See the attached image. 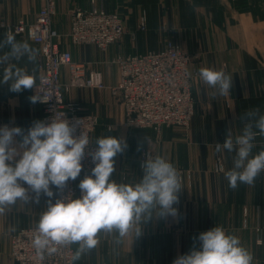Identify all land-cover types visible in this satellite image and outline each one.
I'll use <instances>...</instances> for the list:
<instances>
[{
	"label": "crops",
	"instance_id": "crops-1",
	"mask_svg": "<svg viewBox=\"0 0 264 264\" xmlns=\"http://www.w3.org/2000/svg\"><path fill=\"white\" fill-rule=\"evenodd\" d=\"M55 1L56 13L52 17V26L63 33H67L70 27L69 10L76 6L91 5V0ZM95 3L121 15L124 24L121 39L115 44H110L107 49H99L87 43L74 44L69 38L67 42L61 40V47L71 52L74 61L84 63L87 71L91 69L101 72L106 84L113 85L118 81V68L111 62L114 55L159 49L167 40L197 53L198 57L194 59L193 65L198 71L200 68L209 67L223 70L232 76L230 95L226 96L216 95V89L205 85L199 75L195 77L191 84L195 107L189 133L179 134L173 129L163 127L164 132L158 140L156 137H150V141H154L155 156H162L173 165H185L190 162L189 155L194 150L200 152L198 147L192 146L193 143H223L230 129L233 135L241 133L246 122L242 117L247 111L259 109L260 113L264 114V0H95ZM40 4V0H0V19L15 22L24 18L32 21ZM142 13L146 15L145 29H139L137 26ZM0 31L5 37L4 31ZM3 39L0 37V40ZM15 39L27 41L38 51V56L35 62L30 63L24 57L19 61L13 59L9 64L25 68L29 74L34 75L37 82L41 74L38 45L25 35H15ZM7 66L0 65V80ZM9 88L8 84H0V94L11 97L6 101L11 111L0 122H6L10 127H20L26 133L35 121H42V105L30 101L29 98L33 96L32 88L19 93L11 92ZM65 99L79 102L83 108L82 112L96 114L99 127L105 129L103 136L118 138L121 135L119 138L123 139L124 130L119 125L118 130H112L115 127L113 119L118 117L117 120L120 121L122 111L120 103L108 89L72 87L65 91ZM108 126L111 129H108ZM99 137L102 136H97L96 131L92 135V141L95 143ZM16 139L20 141L21 137ZM256 140L260 145L259 151L264 150V137H258ZM150 141L148 145H151ZM142 174V169L139 168H115L111 179L117 183L135 184L139 182ZM260 180V198L254 202L249 199L244 200L243 205L238 204L236 217L237 224L243 217L250 228L252 225H258L260 232L250 229L252 231L234 232L233 235L242 234L247 241V248H253L263 257L264 172L261 173ZM21 184L28 188L27 184ZM52 190L54 196L51 199L54 203L56 188L53 187ZM29 195L34 196L30 189ZM48 199L42 194L39 203L18 202L0 215V264L13 263L10 256L11 234L23 227L35 226L46 208ZM242 206L245 207L243 213ZM173 207L177 209L175 216L153 217L147 222H142L141 235L138 237H135L138 226L130 228L120 243L115 242L117 234L101 232L98 245L91 253H87L97 258L93 264H141L140 256L146 252L148 256L157 257L153 261L151 259L150 264H170L168 262L171 257L177 255L178 251L174 247L173 236L166 232V224L172 223L181 213L185 214L186 206L180 199ZM220 216L222 217L221 214ZM149 225L152 227L150 230ZM258 237L262 240L260 244L256 243Z\"/></svg>",
	"mask_w": 264,
	"mask_h": 264
},
{
	"label": "clouds",
	"instance_id": "clouds-1",
	"mask_svg": "<svg viewBox=\"0 0 264 264\" xmlns=\"http://www.w3.org/2000/svg\"><path fill=\"white\" fill-rule=\"evenodd\" d=\"M5 47L9 51L0 55V65L8 66L0 84L10 85L9 90L15 93L33 88L34 75L9 61L26 57L30 63L35 62L38 51L27 41H17L11 33L0 40V49ZM185 75L190 77L191 73ZM199 78L216 89V95H230L232 76L223 70L203 67L199 69ZM29 99L33 104L45 102L38 94ZM242 120L246 122L240 134L233 137L230 129L224 142L215 144L218 153H235L233 167L224 171L233 190L239 184H253L264 172V150L253 155L256 138L264 137V114L252 109ZM75 132L76 126L64 118L35 121L26 133L20 127H0V215L18 202L39 203L42 194L48 197L35 227L33 246L43 258L45 253L56 252L58 246L77 244L73 264L98 245L101 232L117 234L115 242L120 243L133 226H138L135 236L138 237L142 222L153 217L175 216L177 209L173 205L178 203L182 189L176 167L159 155L143 160L140 166L143 174L138 183L112 180L114 157L125 151L127 143L116 136H102L95 140V150L88 153L94 167L91 175L79 183L80 197L67 196L53 203L52 188L63 190L69 180L75 181L80 176L86 149L91 145L85 134L76 136ZM17 137L21 140L17 141ZM29 189L34 196L29 195ZM196 239L199 248L194 246L173 264H252L253 256L239 237L229 234L222 226L202 232Z\"/></svg>",
	"mask_w": 264,
	"mask_h": 264
},
{
	"label": "built area",
	"instance_id": "built-area-1",
	"mask_svg": "<svg viewBox=\"0 0 264 264\" xmlns=\"http://www.w3.org/2000/svg\"><path fill=\"white\" fill-rule=\"evenodd\" d=\"M40 3L32 21L19 18L10 22L1 18L0 29L5 34L25 35L39 47L41 74L32 92L33 96L38 94L45 101L38 102L43 108L42 121L64 118L70 125L76 126L74 135L83 133L89 139L91 145L86 149L80 176L75 181L69 180L63 190L56 189V199L67 196L79 198V183L91 175L94 167L88 153L96 147L91 136L98 125V116L82 112L79 102L66 100L65 91L72 87L108 89L120 103L121 123L124 126L160 131L171 125L189 124L195 106L191 84L199 71L191 64L193 55L189 51L180 44L167 40L159 49L114 55L111 62L118 68L119 77L115 84L108 85L101 72L91 69L87 71L84 63L74 61L71 52L61 47L62 35L52 26L56 1L40 0ZM137 26L145 29L144 13L140 15ZM123 34L121 15L96 5L94 0H91L89 7L77 6L70 12V27L66 36L74 44L87 43L105 49L118 42ZM186 72H190L191 76H186ZM5 125L10 127L8 123L0 122V127ZM153 157L149 149H142L140 166L143 160ZM35 227L36 225L23 227L10 236L12 264H73V245L58 246L56 252L45 253L41 258L32 243L36 235Z\"/></svg>",
	"mask_w": 264,
	"mask_h": 264
},
{
	"label": "rangeland",
	"instance_id": "rangeland-1",
	"mask_svg": "<svg viewBox=\"0 0 264 264\" xmlns=\"http://www.w3.org/2000/svg\"><path fill=\"white\" fill-rule=\"evenodd\" d=\"M73 8L74 7H72L69 10V14ZM60 34L62 35L61 40L67 42L68 37L66 36V32L64 33L60 32ZM0 37L5 38L1 33V31H0ZM108 47L109 46H107V48ZM0 50H2V55L5 52L9 51V49H7L6 47ZM189 52L193 55L192 63H191L193 65V61L195 58L198 57V54L193 53L191 51ZM0 73H1V69H0ZM10 98L11 97L9 95L0 94L1 121L3 120L2 118L6 115H9V111H11L10 105H7L6 102L7 99ZM117 119L118 117L113 119L115 127H113L112 130L114 131L118 130L119 127H121L124 130L122 137L123 140L126 141L127 143V148L123 153L117 154L116 157L117 162L115 161L114 167L116 169L117 168L141 169L139 164L141 149H149L153 153L154 141H150V137H156V140H158V138L161 137L164 130L161 129L160 131H153L144 127L128 128L121 123L122 119L119 118L120 121H118ZM192 119L193 116L191 120ZM191 120L187 126L171 125L168 126L167 128L173 129L174 131H177L176 133L179 134L189 133L188 131L191 125ZM98 124L99 125L96 126L92 135L97 131V136H103V134H105V129L99 127L100 126L99 120H98ZM238 134L240 133L234 134L233 137H235ZM120 136H118V138ZM149 141L151 145H148ZM215 144L216 143L213 142H204L202 144L193 143L192 146L198 147L200 152L194 150L189 155L190 162L189 163L187 162L188 163V164L186 163L187 165L186 164L180 165L179 163L174 164V166L176 167V169L180 174L181 182L183 184L180 193H178V197H179L178 203L180 202L181 199L183 202H185L186 208L185 211L183 210L185 214L181 213V216L175 217L174 218L175 220L173 219L172 223L166 224V232L171 236H173V240H174L173 244L178 251L177 255H173L171 257L170 262H168L170 264H173V261L178 256L189 253L194 246L196 248H199V241L196 239L198 235L202 232L210 230L215 226H222L229 234H233L234 232L242 233L244 230H248V231L253 230L257 233L260 232L258 225H252V228H250L249 224L246 222V219H243V217L240 220L239 224H237L236 217H238V210H237L238 204L243 205L244 200L247 201L250 199L252 200V202H254V200H258L260 198L259 184L261 182L260 180L261 174L256 178L254 183L251 185L239 184L238 187L234 190L229 188L228 181L224 177V171H227L233 167L232 161L235 153H228L227 151H224L223 153H218L215 150ZM255 144L256 147L253 149V155L259 152L260 145L258 143V140L255 141ZM155 154H153L154 157ZM208 202L212 204L209 205L207 204ZM244 209L245 207L243 208L242 206L241 209L242 213L244 212ZM220 211L224 213L222 214ZM220 214L222 215V217L220 216ZM153 226L157 227V225H153ZM150 228L152 229V227H150L149 225V230ZM235 235L239 237L241 244L246 249H248L247 241L244 240L243 235L240 233L238 234L235 233ZM261 242H262L261 238L259 237L256 238V243L260 244ZM72 245L75 252L76 249L78 248V245L77 244H72ZM248 251L253 256L252 264H264V256L263 257L259 256V253H257V251H255L253 248L248 249ZM144 255L141 254L140 256L141 264H150L151 259L152 261L157 259V257L148 256L147 252ZM96 260L97 258L96 257L93 258L91 254H85L81 257V259L78 262L79 264H93L96 262ZM83 261L85 263H83Z\"/></svg>",
	"mask_w": 264,
	"mask_h": 264
}]
</instances>
